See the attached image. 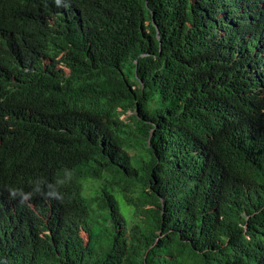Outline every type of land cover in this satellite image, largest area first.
Wrapping results in <instances>:
<instances>
[{
    "label": "trees",
    "instance_id": "16d2710c",
    "mask_svg": "<svg viewBox=\"0 0 264 264\" xmlns=\"http://www.w3.org/2000/svg\"><path fill=\"white\" fill-rule=\"evenodd\" d=\"M0 264H264V0H0Z\"/></svg>",
    "mask_w": 264,
    "mask_h": 264
},
{
    "label": "clouds",
    "instance_id": "9594fccd",
    "mask_svg": "<svg viewBox=\"0 0 264 264\" xmlns=\"http://www.w3.org/2000/svg\"><path fill=\"white\" fill-rule=\"evenodd\" d=\"M40 183L41 182H37L36 189L32 193L26 194L25 198L31 197V196H34V195H38V194L45 195V198H53V199H58L59 198V188H57L55 186H50V187H52V191H49L47 193H43L41 188H40ZM10 191H12L13 197L15 198L16 191L15 190H10ZM19 191L21 192V194H23L22 190H19Z\"/></svg>",
    "mask_w": 264,
    "mask_h": 264
}]
</instances>
